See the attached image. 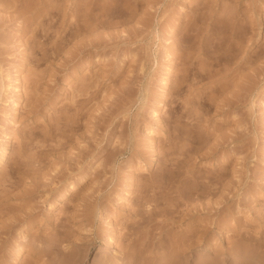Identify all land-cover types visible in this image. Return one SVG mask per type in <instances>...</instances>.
I'll list each match as a JSON object with an SVG mask.
<instances>
[{
	"label": "rangeland",
	"instance_id": "1",
	"mask_svg": "<svg viewBox=\"0 0 264 264\" xmlns=\"http://www.w3.org/2000/svg\"><path fill=\"white\" fill-rule=\"evenodd\" d=\"M0 264H264V0H0Z\"/></svg>",
	"mask_w": 264,
	"mask_h": 264
},
{
	"label": "bare ground",
	"instance_id": "2",
	"mask_svg": "<svg viewBox=\"0 0 264 264\" xmlns=\"http://www.w3.org/2000/svg\"><path fill=\"white\" fill-rule=\"evenodd\" d=\"M19 252V251H18Z\"/></svg>",
	"mask_w": 264,
	"mask_h": 264
}]
</instances>
